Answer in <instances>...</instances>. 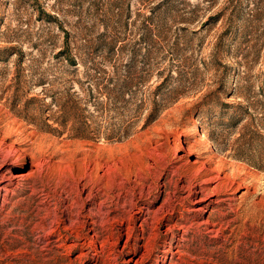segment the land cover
<instances>
[{
	"label": "rangeland",
	"instance_id": "obj_1",
	"mask_svg": "<svg viewBox=\"0 0 264 264\" xmlns=\"http://www.w3.org/2000/svg\"><path fill=\"white\" fill-rule=\"evenodd\" d=\"M0 264H264V0H0Z\"/></svg>",
	"mask_w": 264,
	"mask_h": 264
},
{
	"label": "trees",
	"instance_id": "obj_2",
	"mask_svg": "<svg viewBox=\"0 0 264 264\" xmlns=\"http://www.w3.org/2000/svg\"><path fill=\"white\" fill-rule=\"evenodd\" d=\"M156 8H153L151 10L150 13L148 14H145V19L148 23H151L152 21L154 22L155 21V18H156V14H157V10H155ZM147 33L144 35L143 37V40L145 42H150L153 40V37L151 35H149V31H146ZM127 48L126 44H117L116 42L112 45V50L115 51L116 53H122L125 49ZM152 51L151 49H147L146 50V53H145V57H146V64L147 66L151 67V63L149 62V60L152 58ZM68 59L71 63L73 64H76V58L75 57H70V55H68ZM128 66V65H127ZM129 68L126 69V71L128 73H131V66H128ZM169 67H151V69H147V72L145 75H143L141 78L145 81H148L150 79H152L154 76H156V80L157 81H160V85H167L171 78L173 77V73H168V74H165L166 70H168ZM118 71V68L117 67H113V75H111L109 78H108V83H112V84H118L116 86L117 89H121L122 85H124L126 83V85H128L129 83L132 82V78L131 76L129 75V79H125L123 80V83L121 85V78H118L116 75H117V72ZM118 78V79H117ZM107 90H112V89H109L108 86L105 87Z\"/></svg>",
	"mask_w": 264,
	"mask_h": 264
},
{
	"label": "bare ground",
	"instance_id": "obj_3",
	"mask_svg": "<svg viewBox=\"0 0 264 264\" xmlns=\"http://www.w3.org/2000/svg\"><path fill=\"white\" fill-rule=\"evenodd\" d=\"M18 175V174H17ZM20 175V174H19Z\"/></svg>",
	"mask_w": 264,
	"mask_h": 264
}]
</instances>
